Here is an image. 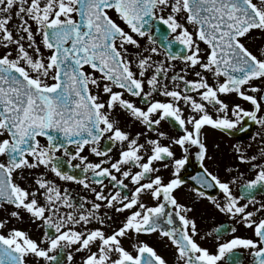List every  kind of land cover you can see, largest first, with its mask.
Wrapping results in <instances>:
<instances>
[{"label": "snow or ice", "instance_id": "6c2138e0", "mask_svg": "<svg viewBox=\"0 0 264 264\" xmlns=\"http://www.w3.org/2000/svg\"><path fill=\"white\" fill-rule=\"evenodd\" d=\"M253 32L264 35V0H0V264H75L81 254L80 264H168L141 234L166 238L177 264H242L238 249L264 264V200L255 195L264 191V48L246 45ZM117 110L143 130L125 131ZM249 121L259 129L251 142L231 145L235 169L254 171L237 196L243 173L227 166L222 180L209 169L205 128L231 137ZM193 156L202 170L191 177L194 197L252 237L231 226L229 239L214 229L215 251L197 240L205 236L193 208L175 195ZM57 180L92 199L74 200ZM109 212L127 213L110 233ZM25 217L42 236L9 227ZM123 238L135 239V254Z\"/></svg>", "mask_w": 264, "mask_h": 264}, {"label": "flooded vegetation", "instance_id": "af4514ba", "mask_svg": "<svg viewBox=\"0 0 264 264\" xmlns=\"http://www.w3.org/2000/svg\"><path fill=\"white\" fill-rule=\"evenodd\" d=\"M191 30V26H189ZM166 29L161 34H157L155 37L157 44L156 46L163 51L165 42L163 40V34H166ZM259 37V41H257V38ZM39 39V38H38ZM257 43L264 45V35H261L259 32H253L252 38L245 41L246 45L248 46L249 43L253 44ZM141 43H147L146 40H141ZM178 47V46H177ZM201 47L203 48L204 45L202 44ZM250 48V46H248ZM253 48H250L252 50ZM255 54V53H254ZM162 59L163 57H159ZM179 65V61L176 62ZM192 78V77H189ZM125 98L133 99L126 95ZM157 99H163V97L157 96ZM138 103V101H137ZM143 106V105H141ZM245 107H248V105H245ZM115 118H117L120 121V126L125 130L129 131L133 135L137 131H142L143 126L140 125L138 122L133 121L127 113H124L122 110H117V113L115 114ZM248 129L247 131L243 133H236L235 135L229 137L226 136L220 132L214 131L211 128L206 127L205 128V136H206V142L208 145V152L209 155L213 157L212 160L206 161L207 166L209 169L213 172H216L222 180H228L231 179V176H229L225 168L227 166L234 167V171L232 173L233 176L238 175V173H243V175L238 180L237 184L232 185L233 194L239 196L241 194V185L246 182V180L253 178L254 171H252L248 165H239L238 170L235 169V166L238 164L237 161L234 159V155L231 149V145L237 142H241L243 144H248L251 142V137L254 133H256L259 129L258 126L253 124L251 121L248 122ZM162 130L170 132L172 135H177V131L172 128V126L167 122H162ZM219 144V148H216L215 145ZM256 145L253 146L252 154H255ZM118 152V146L116 149H114V155ZM60 154V153H58ZM84 155L89 157L90 161L96 162L99 158L93 156L90 154L87 149L84 152ZM177 155H179V151L177 150ZM73 163H79V161H74ZM65 170L69 171L76 175H81L82 172L80 169H68L67 165H65ZM202 170L199 167V163L195 160L194 156L190 158L189 162L186 164L185 168L181 170L180 176L182 179L185 180V185L182 186L179 190L175 192V195L179 199V201L189 207L193 208V211L189 213V216L191 218H194L197 224V228L199 230L200 236H205V239L200 240L199 236L197 237V240L201 243L203 247L209 248L210 251H215V245L216 240L215 236L217 233L214 231V229L221 228V235L223 239H229L232 236V233L228 231L231 226H235L238 228V231L235 235L240 236H248L252 237V231L251 229H246L242 225L236 224L235 220L230 219L228 216H226L223 213H220L217 209H215L214 205L208 201L207 199H196L194 197V194L191 192V188L198 187V185L195 184V182L191 179V177L197 175ZM165 176V179L168 178L169 173L167 171H164L161 173ZM49 178H54L51 173H49ZM17 182H22L18 179ZM57 182L62 187H67L74 200L79 201V197L85 196L89 199H92V195L90 191L85 190L82 186L77 185L73 182H64V181H58ZM209 195L216 196L218 200L222 199V194L219 193L217 189H207L206 190ZM256 199L258 200H264V191H258L255 193ZM145 202L149 205L154 204V201H151L149 198H145ZM242 203L245 201H241ZM251 209V206H250ZM104 211V210H102ZM117 215L113 212H109V215L112 217L111 220L107 222V225H110L111 227L105 226V231L111 232V230L115 227H118L121 224V221L124 219V215ZM3 216V213L0 212V217ZM11 224H16L18 228H23L25 230L30 231V234L36 238L39 236H42L43 229L37 228L36 225L31 224L27 220V217H25L24 223H17L13 221ZM93 227H100V225H93ZM7 230H5L6 232ZM207 233H212L211 236H207ZM135 235V234H131ZM254 238V237H253ZM140 240L146 241L149 243L152 247H154L157 252L162 255L167 261L168 264H177L176 258H175V250L171 246L170 242L166 240V238L159 237L158 234L153 235H143L141 234L139 237ZM135 242V239H129V238H123L122 244L124 247L129 250L133 251L131 245ZM95 250V249H93ZM237 252L240 255L242 264H252V257L249 253V251L245 249H238ZM83 255V254H81ZM81 255H77L75 257V264H80L81 261Z\"/></svg>", "mask_w": 264, "mask_h": 264}, {"label": "rangeland", "instance_id": "374dc122", "mask_svg": "<svg viewBox=\"0 0 264 264\" xmlns=\"http://www.w3.org/2000/svg\"><path fill=\"white\" fill-rule=\"evenodd\" d=\"M260 39H259V37L257 38V41H259ZM253 42V41H252ZM259 42H261V41H259ZM259 42H257V43H259ZM257 43H254L253 42V44H251V43H249L248 44V46H250V48H253L252 49V51L255 53V54H257V55H259V53H260V50L262 49V48H264V45H261V44H259V46H258V44ZM3 52V50L2 49H0V53H2ZM15 227V226H17L16 224H10L9 225V227Z\"/></svg>", "mask_w": 264, "mask_h": 264}]
</instances>
